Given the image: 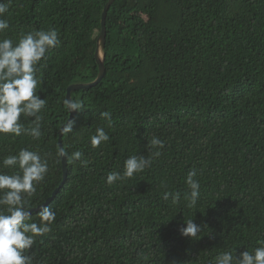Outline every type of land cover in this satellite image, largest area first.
Segmentation results:
<instances>
[{
  "label": "trees",
  "instance_id": "obj_1",
  "mask_svg": "<svg viewBox=\"0 0 264 264\" xmlns=\"http://www.w3.org/2000/svg\"><path fill=\"white\" fill-rule=\"evenodd\" d=\"M107 1L11 0L5 14L3 36L54 27L61 38L41 62L44 136L0 134V158L21 147L48 154L50 172L30 198L34 219L62 180L55 129L66 118V88L98 75ZM103 65L98 83L71 92L85 107L61 143L90 163L66 162L65 181L46 202L56 212L51 231L28 253L34 264H210L221 251L256 247L264 237V0H114ZM98 126L110 140L92 148ZM152 134L165 141L162 155L108 185L107 173L121 171L128 155L149 154ZM192 168L201 184L195 209L183 200ZM162 182L181 193L179 205L163 199ZM191 215L203 230L198 240L178 230Z\"/></svg>",
  "mask_w": 264,
  "mask_h": 264
},
{
  "label": "clouds",
  "instance_id": "obj_2",
  "mask_svg": "<svg viewBox=\"0 0 264 264\" xmlns=\"http://www.w3.org/2000/svg\"><path fill=\"white\" fill-rule=\"evenodd\" d=\"M11 0H0V134H11L13 138L28 136L33 141H39L44 136V112L48 103L46 96L41 98L40 92L44 78L41 62L47 59V54L60 46V33L54 27L47 29L33 28L19 33L15 38L3 36L9 28L5 14L9 11ZM66 118L55 129L56 135L67 137L73 133L75 121L69 119V113L78 112L85 107L82 98L66 95L63 99ZM99 116L112 126V115L102 111ZM110 136L105 127L98 126L89 134L88 143L92 148H98L108 142ZM148 155L131 154L123 160L121 171L108 172L105 182L112 185L117 181L132 180L137 174L143 173L151 166L152 161L162 155L161 149L165 141L157 135L146 136ZM81 150L69 151L62 144L55 146V159L80 162L87 166L90 161L82 159ZM8 169L9 171H4ZM50 172L48 154L29 147H21L15 153L0 158V264H34L29 250L33 248L38 237H43L51 231V225L56 219V212L46 203L37 206L35 219L34 209L30 206L32 198ZM195 168L190 169L184 177L187 191L183 194L186 207L195 209L201 198L200 180ZM163 199H171L179 205L180 192L168 190L167 183L162 182ZM182 236L198 240L203 231L194 222L192 215L184 217L179 227ZM257 246L251 251L244 250L235 254L236 247L219 252L210 264H264V237L258 238ZM171 264H176L173 260Z\"/></svg>",
  "mask_w": 264,
  "mask_h": 264
},
{
  "label": "water",
  "instance_id": "obj_3",
  "mask_svg": "<svg viewBox=\"0 0 264 264\" xmlns=\"http://www.w3.org/2000/svg\"><path fill=\"white\" fill-rule=\"evenodd\" d=\"M114 0H108L103 8H102V11H101V16H100V25H101V29H100V33L98 35V38H97V42H96V49H95V52H94V58L98 64V68H99V72H98V75L97 77L95 78V80H93L92 82L90 83H72V84H69L66 88V95H71V92L74 91V90H77V89H83V88H86V87H90L96 83H98L101 79H102V76L104 74V65H103V59H104V42H105V18H106V14H107V11L111 5V3L113 2ZM65 95V96H66ZM75 112H72V113H69V119H71L73 117ZM58 138V144H62L61 141H62V136H57ZM62 162V180L61 182L59 183L58 187L54 189V191L52 192L51 196L48 197L46 199V201H44L43 203H46L48 202L52 196L55 194V192L57 191V189L59 187L62 186V184L64 183L65 181V178H66V174H67V168H66V160L64 161H61ZM34 209V208H33Z\"/></svg>",
  "mask_w": 264,
  "mask_h": 264
}]
</instances>
